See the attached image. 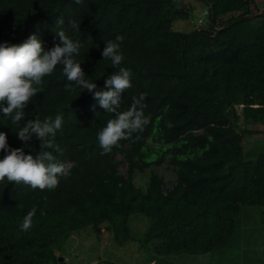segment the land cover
Here are the masks:
<instances>
[{
  "label": "trees",
  "instance_id": "1",
  "mask_svg": "<svg viewBox=\"0 0 264 264\" xmlns=\"http://www.w3.org/2000/svg\"><path fill=\"white\" fill-rule=\"evenodd\" d=\"M198 3L203 15L193 20ZM190 21V30L174 29ZM60 30L80 42L75 60L98 90L120 67L129 70L118 112L145 94L151 121L102 155L97 134L115 114L86 90L66 91L62 65L44 77L19 126L0 112L9 147L32 155L40 141L25 145L19 127L62 114L53 154L69 165L55 190L0 183V264H64L69 241L82 237L125 243L135 215L147 221L138 239L147 254L222 253L250 214L261 226L246 233L256 245L244 257L264 264V0H0V43L36 35L47 51ZM117 35L124 60L113 67L102 51ZM33 206L32 227L22 231Z\"/></svg>",
  "mask_w": 264,
  "mask_h": 264
},
{
  "label": "clouds",
  "instance_id": "2",
  "mask_svg": "<svg viewBox=\"0 0 264 264\" xmlns=\"http://www.w3.org/2000/svg\"><path fill=\"white\" fill-rule=\"evenodd\" d=\"M75 3L81 4L82 0H75ZM56 23L63 24V20ZM79 24L72 22L71 26L80 31ZM55 34L58 43L47 51L36 35H30L22 43H0V112L10 118L13 125L19 126L25 119V109L32 98L44 91V77L52 75L57 65H62V73L69 82L65 85L66 91L74 92L76 88L86 90L93 94L100 108L115 114V118L110 119L97 134L102 155L118 147L121 140L142 133L151 121L150 115L146 116L144 112L145 94L133 97L130 108L118 112L122 93L132 87L131 72L120 67L118 73L105 80L104 87L108 90H98L94 82L85 78L81 63L75 60V56L79 55L80 42L71 39L63 30ZM123 39V36L117 35L114 41L109 40L103 48V58L110 60L113 67H119L124 60L120 47ZM62 124V114L58 113L55 118L49 116L43 121L39 118L27 120L19 127L16 134L25 145L33 136L40 141L39 151L35 155L26 154L23 148H10L6 133L0 132V151L5 153L0 159V183L6 179L9 183H23L33 190H55L60 178L69 175V165L57 162L53 154V150L61 151L55 138ZM167 127H172L171 122H167ZM36 211L37 207L33 206L26 214L20 226L22 231L32 227Z\"/></svg>",
  "mask_w": 264,
  "mask_h": 264
},
{
  "label": "rangeland",
  "instance_id": "3",
  "mask_svg": "<svg viewBox=\"0 0 264 264\" xmlns=\"http://www.w3.org/2000/svg\"><path fill=\"white\" fill-rule=\"evenodd\" d=\"M197 8L193 12V20L202 17L204 7L196 4ZM193 21L183 23H174L175 30L186 31L191 29ZM249 146L254 142L253 138H248ZM169 177L166 175V180ZM144 180V179H143ZM138 181V178L137 180ZM147 221L144 217L135 215L129 220V229L131 232V240L120 243L111 239L110 236L105 237V241L96 243L92 238L82 237L78 241H69V246L65 253L64 264H91L94 261L102 260L107 264H250L248 258L244 257V251L247 247L255 246V237L250 238L247 232H254L261 226V218L256 215H248L240 217V232L230 247L222 253L188 256L185 254L172 256L168 259L158 258L147 254L141 248L138 239L141 238L146 228ZM76 238V236H74Z\"/></svg>",
  "mask_w": 264,
  "mask_h": 264
},
{
  "label": "water",
  "instance_id": "4",
  "mask_svg": "<svg viewBox=\"0 0 264 264\" xmlns=\"http://www.w3.org/2000/svg\"><path fill=\"white\" fill-rule=\"evenodd\" d=\"M59 262H62V258H59Z\"/></svg>",
  "mask_w": 264,
  "mask_h": 264
}]
</instances>
